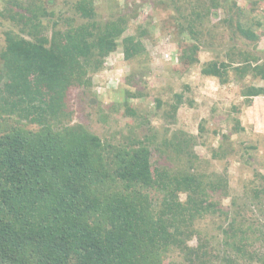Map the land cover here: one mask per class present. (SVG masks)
Segmentation results:
<instances>
[{
  "label": "trees",
  "instance_id": "16d2710c",
  "mask_svg": "<svg viewBox=\"0 0 264 264\" xmlns=\"http://www.w3.org/2000/svg\"><path fill=\"white\" fill-rule=\"evenodd\" d=\"M48 1L53 0H7L0 9V25L6 20L17 28L3 32L0 49V264H164L172 253L180 264H237L239 258L264 264V253L243 238L251 228L243 230L234 219L226 229L218 226L230 240L243 233L235 247L241 251L247 244L251 250L238 257L227 244L216 252L212 237L198 229L196 222L215 212L204 175L156 165L152 147L171 149L180 159L189 139L164 136L157 143L153 135L116 147L81 124L59 126L70 87H89L88 73L98 71L119 46L126 60L146 49L134 36L119 44L127 20L97 19L92 0L76 7L84 22L55 29L48 37L42 20L54 15L45 8ZM212 2L210 7L226 9L224 1ZM207 10L198 3L183 16L187 25L179 31L190 40L179 50L185 72L200 64L199 51L210 43L202 23ZM227 12L222 22L256 46L253 28L243 25L240 14ZM235 47L224 52V60L203 63L200 73L222 85L230 72L238 81L262 82L242 92L253 108V99L264 97V55L256 47L252 53ZM173 97L171 103L155 99L157 111L167 108L165 114L173 118L182 95ZM125 114L137 117L130 106ZM236 120L235 132H242ZM32 124L37 128H29Z\"/></svg>",
  "mask_w": 264,
  "mask_h": 264
},
{
  "label": "rangeland",
  "instance_id": "374dc122",
  "mask_svg": "<svg viewBox=\"0 0 264 264\" xmlns=\"http://www.w3.org/2000/svg\"><path fill=\"white\" fill-rule=\"evenodd\" d=\"M4 1L7 0H0V9ZM92 1L97 19L122 17L127 20L125 32L116 40L119 44L123 37L134 36L133 41L139 40L146 51L126 60L119 46L107 56L98 71L88 73L89 87H70L66 92L63 115L59 114L56 120L59 126L81 124L98 137L109 139V143L116 147H127L134 140L153 135L157 143L164 136L189 139L190 144L185 146L180 159L174 158L178 156L171 153V149L164 152L152 147V150L158 166L205 176L204 189L215 205V212L198 220V229L212 237L216 252L222 253L227 244L234 246V251L228 252L238 257L244 250H251L247 244L241 245V251L235 247L238 236L243 233H237L238 236L230 240L218 228L221 225L226 229L234 219L235 225L243 230L252 229L251 234L249 229L243 238L253 240L252 249L264 253V97L254 98L253 108H250L242 94L247 86H259L262 82L247 78L238 81L230 72L229 81L222 85L217 79L200 73L203 63L217 58L224 60V52L232 46L251 53L256 47L255 51L264 55V0H221L226 9L210 7L212 0ZM83 2L86 1L46 2L45 8L54 15L42 19L43 34L50 37L55 29L65 30L70 23L77 26L84 22L76 9ZM198 3L203 11L208 9L202 23L205 25L203 32L211 35L210 43L206 41L208 45L199 51L200 64L185 72L179 65V50L190 40L186 32L179 30L181 25H187L183 16L191 13L192 7ZM227 10L232 15L240 14L245 21L243 25L253 28L259 37L256 46L237 38V31L222 22ZM7 29L17 28L6 20L0 25V49L4 45L3 32ZM140 31L145 35L140 36ZM261 57L258 64L263 62ZM127 93L135 96L131 98ZM174 93L182 95V104L170 118L169 113L165 114L169 111L167 108L157 111L155 99L160 98L164 103L175 102ZM127 106L135 108L137 117L125 114ZM235 117L243 127L242 132H235ZM29 128L36 129L37 126L32 124ZM210 182L216 191L209 188ZM190 244L195 245V240ZM179 262L177 254L172 253L164 264ZM236 263L258 264L246 258H239ZM216 264L227 263L221 260Z\"/></svg>",
  "mask_w": 264,
  "mask_h": 264
}]
</instances>
